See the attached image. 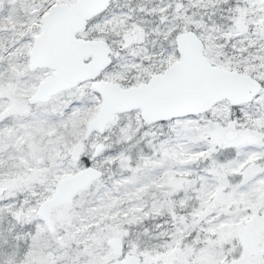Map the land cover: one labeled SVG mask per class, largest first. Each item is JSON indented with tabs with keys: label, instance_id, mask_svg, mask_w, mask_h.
I'll list each match as a JSON object with an SVG mask.
<instances>
[{
	"label": "snow or ice",
	"instance_id": "snow-or-ice-1",
	"mask_svg": "<svg viewBox=\"0 0 264 264\" xmlns=\"http://www.w3.org/2000/svg\"><path fill=\"white\" fill-rule=\"evenodd\" d=\"M0 264H264V0H0Z\"/></svg>",
	"mask_w": 264,
	"mask_h": 264
}]
</instances>
